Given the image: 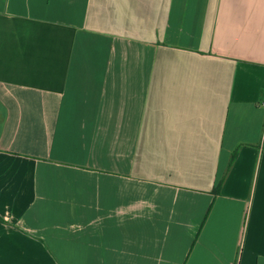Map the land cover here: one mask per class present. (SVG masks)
<instances>
[{"label": "crops", "instance_id": "obj_1", "mask_svg": "<svg viewBox=\"0 0 264 264\" xmlns=\"http://www.w3.org/2000/svg\"><path fill=\"white\" fill-rule=\"evenodd\" d=\"M0 264H264V0H0Z\"/></svg>", "mask_w": 264, "mask_h": 264}]
</instances>
